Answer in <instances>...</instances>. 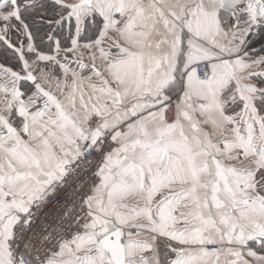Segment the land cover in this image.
<instances>
[{
	"label": "snow or ice",
	"instance_id": "snow-or-ice-1",
	"mask_svg": "<svg viewBox=\"0 0 264 264\" xmlns=\"http://www.w3.org/2000/svg\"><path fill=\"white\" fill-rule=\"evenodd\" d=\"M0 264H264V0H0Z\"/></svg>",
	"mask_w": 264,
	"mask_h": 264
}]
</instances>
